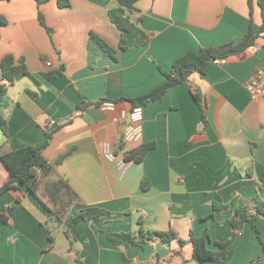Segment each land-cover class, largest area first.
Segmentation results:
<instances>
[{
  "label": "crops",
  "instance_id": "obj_1",
  "mask_svg": "<svg viewBox=\"0 0 264 264\" xmlns=\"http://www.w3.org/2000/svg\"><path fill=\"white\" fill-rule=\"evenodd\" d=\"M117 6L118 0H70L60 8L58 0H49L39 9L35 0L0 1L6 21L0 64L11 55L28 69L8 90V135L0 130V157L41 143L53 131L43 156L81 201L63 222L24 185L2 194L0 214L8 221L0 227V264H123L124 258L190 264L192 238L203 237L212 250L228 243L233 257L226 264H250L264 254V245L250 223L235 229L230 222L239 205L256 214L257 199L264 203V99L252 100L245 87L257 69L264 70V39L225 65L212 61L205 75H192L159 101L133 109L119 100L163 84L160 69L170 72L188 52L239 43L251 21L258 30V0H138L130 15L141 17L151 36L142 46L111 22L109 9ZM91 33L117 50V60L90 63ZM122 38L125 51L119 50ZM62 67L61 75L51 76ZM82 103L91 105L81 111ZM133 123L141 136L127 141ZM150 143L155 146L141 162L125 160L127 151ZM8 178L0 159V188ZM87 208L109 215L69 227ZM255 223L264 243V216ZM141 228L173 231L177 239L129 248L109 239ZM256 264H264V256Z\"/></svg>",
  "mask_w": 264,
  "mask_h": 264
},
{
  "label": "trees",
  "instance_id": "obj_2",
  "mask_svg": "<svg viewBox=\"0 0 264 264\" xmlns=\"http://www.w3.org/2000/svg\"><path fill=\"white\" fill-rule=\"evenodd\" d=\"M35 1L40 9L41 6L49 0ZM137 1L138 0H118V6L109 9L108 13L111 22L121 33L130 34L136 41V45L142 46L150 41L151 36L140 26L142 18L139 17L134 20L130 15L136 12L135 4ZM58 5L60 8L69 7L70 0H58ZM258 5L262 14V25L258 30L254 28L251 21L247 34L239 43H227L217 47H209L201 49L197 53L188 52L175 61L170 72L160 69L162 74L167 78L163 84L152 89L145 95L132 99L120 98L119 101H128L133 109L142 108L151 102L161 100L169 89L187 83L192 75H205L208 65L211 64L213 60L237 56L254 47L258 38L264 39V0H258ZM39 21L50 33L51 30L46 26L41 11H39ZM5 24V19L0 17V26ZM125 43V39L122 38L119 44V50L125 51L127 49ZM88 51L91 64L97 57H111L117 60V50L111 48L95 33L90 34ZM0 65L2 71V75L0 76V130L7 136L8 119L5 117V110L9 104L7 99L8 90L15 84L17 77L28 73V69L24 59H20L16 64L14 57L11 55L5 56L1 60ZM62 73L63 67L60 71L51 73V76L56 77ZM193 97L199 102L196 95H193ZM90 105V103H82L78 109L82 111ZM202 118L205 119L204 116H202ZM52 137L53 131L47 132L43 142L27 146L20 150H14L0 157L9 172L8 181L0 188V196L12 189H19L20 185H24L55 218L64 222L68 218L72 208L76 205H80L81 201L69 183L63 178L56 176L53 167L43 156V152L49 146ZM154 146L155 144L150 143L129 150L125 153V160L128 162H141ZM62 160L63 159L59 162ZM256 203V214L249 213L244 205H239L230 223L235 229L241 224L250 223L260 243L264 245L261 232L255 223L259 215L264 216V203L259 198ZM107 215H109V213L102 209L87 208L75 218L71 219L69 227L82 220H96ZM7 221L6 215L0 214V227L7 223ZM205 237H207V233ZM109 239L117 247L123 246L129 248L131 246L147 244L149 241L154 240H159L163 243H171L173 240L177 239V234L173 231L146 232L141 228L137 233L123 232L111 234ZM205 239L204 237L200 239L192 238L194 247L193 259L195 262L198 264H226L231 260L233 252L228 250V243H216L217 249L212 250L207 247ZM181 244H183V242H181ZM263 256L264 254L250 264H256ZM123 264L132 263L129 259L124 258Z\"/></svg>",
  "mask_w": 264,
  "mask_h": 264
},
{
  "label": "built area",
  "instance_id": "obj_3",
  "mask_svg": "<svg viewBox=\"0 0 264 264\" xmlns=\"http://www.w3.org/2000/svg\"><path fill=\"white\" fill-rule=\"evenodd\" d=\"M213 63L216 65H225L227 58L215 59ZM51 64L48 63V66ZM247 92L250 94L252 100L264 99V70L259 68L255 71L253 77L245 85ZM107 110H113L114 105L110 103L104 104ZM125 118V115H123ZM141 136V126L138 123H133L128 126L125 138L127 141H137ZM106 156L110 160H114V156L110 152H106Z\"/></svg>",
  "mask_w": 264,
  "mask_h": 264
},
{
  "label": "rangeland",
  "instance_id": "obj_4",
  "mask_svg": "<svg viewBox=\"0 0 264 264\" xmlns=\"http://www.w3.org/2000/svg\"><path fill=\"white\" fill-rule=\"evenodd\" d=\"M63 240H64V238H63ZM190 264H196L195 262H192V263H190Z\"/></svg>",
  "mask_w": 264,
  "mask_h": 264
}]
</instances>
